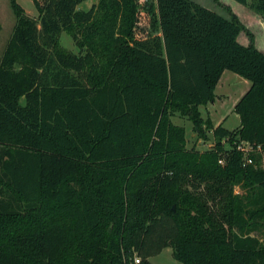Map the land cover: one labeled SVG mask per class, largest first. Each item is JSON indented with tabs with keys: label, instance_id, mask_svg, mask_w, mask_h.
I'll return each mask as SVG.
<instances>
[{
	"label": "trees",
	"instance_id": "1",
	"mask_svg": "<svg viewBox=\"0 0 264 264\" xmlns=\"http://www.w3.org/2000/svg\"><path fill=\"white\" fill-rule=\"evenodd\" d=\"M84 1L35 0L36 18L11 0L0 264H154L166 247L183 264H264V52L254 35L235 14L157 0V33L131 42L136 0L79 9ZM236 1L264 16V0ZM225 70L251 82L233 130L201 111ZM177 113L201 139L212 130L213 148H187ZM240 141L259 148L252 164Z\"/></svg>",
	"mask_w": 264,
	"mask_h": 264
},
{
	"label": "rangeland",
	"instance_id": "2",
	"mask_svg": "<svg viewBox=\"0 0 264 264\" xmlns=\"http://www.w3.org/2000/svg\"><path fill=\"white\" fill-rule=\"evenodd\" d=\"M93 0H91L92 2ZM99 0L96 1L98 3ZM195 2L203 5L204 7L218 12L226 17H231L235 14L240 21L245 25L247 30L254 35L264 27V16L257 14L250 8L249 5H243L236 0H194ZM252 0H249L251 2ZM17 2L25 9V11L32 17H38V9L35 4V0H17ZM86 5L81 8L87 9ZM147 13L145 18H140L138 15V9L135 13V23L133 26V39L131 42L148 36L149 33L155 35L157 31L153 29V16L157 11L156 0H150L149 6L146 9ZM142 21V25L139 22ZM17 22V17L13 10L11 0H0V23L2 29L0 31V60L4 54L7 44L13 34L14 27ZM241 40L247 41L249 45L251 39L249 34L243 30L241 33ZM61 43L67 49L79 53L80 48L76 45L73 38L66 32L61 36ZM132 44V43H131ZM256 45V39H255ZM233 72L227 71L223 77L222 83L216 90L217 97L215 102H210L207 105L201 106V111L204 119L211 118L214 125H220L224 122L223 126L233 130L236 129L241 122L240 116L234 111V106L241 99L244 94H241V90L248 89L251 82H238L237 78L233 75ZM246 93V92H245ZM175 124L184 126L186 128L187 136V148H196L200 152L210 150L215 144V138L213 131H208V139H201L197 133L193 130V122L187 115L177 113L172 117ZM224 163V162H223ZM243 192L242 189L237 186L235 193ZM137 255H134V263ZM151 262L154 264H183L173 257V250L171 247H166L163 251L151 257ZM136 264V263H135Z\"/></svg>",
	"mask_w": 264,
	"mask_h": 264
},
{
	"label": "built area",
	"instance_id": "3",
	"mask_svg": "<svg viewBox=\"0 0 264 264\" xmlns=\"http://www.w3.org/2000/svg\"><path fill=\"white\" fill-rule=\"evenodd\" d=\"M137 3V9H138V17L140 18H145L146 16V9L149 6L150 0H136ZM156 4H157V0H156ZM139 25H142V21L139 22ZM236 147L237 150L241 151L244 155V165H249L253 163V157H252V153L257 152L258 149L254 148L253 145H251L249 142L247 141H240L236 143ZM221 163L224 162L223 159L220 160ZM135 263L139 264L140 263V258L137 257L135 259Z\"/></svg>",
	"mask_w": 264,
	"mask_h": 264
},
{
	"label": "crops",
	"instance_id": "4",
	"mask_svg": "<svg viewBox=\"0 0 264 264\" xmlns=\"http://www.w3.org/2000/svg\"><path fill=\"white\" fill-rule=\"evenodd\" d=\"M86 3L88 4L87 5V9L86 8H81L83 5H86ZM93 4H94V2L92 1L91 2V0H86V1H84L83 3H81L79 6H78V8L79 9H83V10H89L92 6H93ZM239 41L241 42V43H243L244 45H247L248 44V42L247 41H242L241 40V34L239 35ZM256 46L261 50V51H263L264 52V27H263V29H261V30H259L258 31V33L256 34ZM227 71H229V70H225L224 71V73H223V75H222V77H221V79H220V81H219V83H218V85H217V88H216V90L218 89V87L220 86V84L222 83V80H223V77L226 75V73H227ZM232 72V71H231ZM235 78H237V81L238 82H246L247 81V79H245L244 77H242V79H239V76L237 75V74H235V73H233L232 74ZM251 85V84H250ZM250 87H248V89H249ZM247 89V90H248ZM246 89H243V90H241V93H240V95L241 94H245V92L247 91ZM216 92V91H215ZM217 97H220V95H217L216 94V99H217ZM215 99V100H216ZM215 102V101H214ZM221 124L223 125L224 124V122H221ZM215 127H217V125H215ZM151 259V258H150Z\"/></svg>",
	"mask_w": 264,
	"mask_h": 264
},
{
	"label": "water",
	"instance_id": "5",
	"mask_svg": "<svg viewBox=\"0 0 264 264\" xmlns=\"http://www.w3.org/2000/svg\"><path fill=\"white\" fill-rule=\"evenodd\" d=\"M96 1H97V0H93V2H94V3H96ZM239 79H242V77H241V76H239Z\"/></svg>",
	"mask_w": 264,
	"mask_h": 264
}]
</instances>
